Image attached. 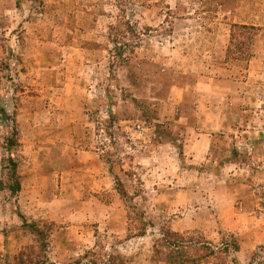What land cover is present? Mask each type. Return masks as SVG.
Instances as JSON below:
<instances>
[{
  "label": "rangeland",
  "instance_id": "1",
  "mask_svg": "<svg viewBox=\"0 0 264 264\" xmlns=\"http://www.w3.org/2000/svg\"><path fill=\"white\" fill-rule=\"evenodd\" d=\"M255 13L264 0H0V264H165L154 244L169 230L264 264V22L236 23L255 28L231 43L233 18ZM248 36L242 57L235 45L244 51ZM199 76L212 79L207 91L194 86ZM175 84L188 85L183 103L172 99ZM198 100L233 113L204 166L207 196L223 202L230 191L234 219L201 200L204 190L192 207H160L151 173L128 166L112 192V163L119 170L134 156L139 136L121 120L154 125L157 112L192 113ZM66 124L68 134L50 133ZM92 153L99 161L86 168ZM61 166L81 167V179L62 188ZM58 231L66 236L53 245Z\"/></svg>",
  "mask_w": 264,
  "mask_h": 264
},
{
  "label": "crops",
  "instance_id": "2",
  "mask_svg": "<svg viewBox=\"0 0 264 264\" xmlns=\"http://www.w3.org/2000/svg\"><path fill=\"white\" fill-rule=\"evenodd\" d=\"M255 14L257 15H251L249 18H233L231 22L255 26L262 25V22H264V15L262 13H260V15H258V13ZM225 65L228 66L229 63ZM194 86L207 91L208 88L212 86V79L206 76H199ZM187 92L188 85L175 84L172 88V99H174V103H183L185 97L188 96ZM223 93H227L226 95H228L230 91L225 90ZM228 105L227 103L226 107H228ZM195 106L197 109L192 113L183 112L173 115L167 112L160 114L157 112V116L153 118V121L156 123L154 125H147L144 122H139L135 124L133 128L129 124V120H121V123L125 124V133L129 134L134 130V132L139 133V136H137L136 140L134 139L136 141L134 142V156L124 155V163L120 166L118 165L119 170H115L116 163H112V192L115 191L113 190L114 182L120 181V172L128 166L133 169V171L134 169L138 170L140 176L144 174V177L146 176L148 178L149 173H151L153 180L150 181L146 179V182H150L152 185L151 187L155 194L157 205H160L161 202L165 203L160 205V207L168 206L170 210L174 211L179 207H192L193 201L198 198V194L196 195L195 192L198 193L204 190V193H202L203 195L201 194V200L207 203L209 199L210 204L208 203L207 205H215L217 208L221 207L220 217L222 220L228 221L230 218L233 220L237 213L234 207V196L228 191V195L223 196V202L216 200L212 195L207 196L206 188L207 186L210 187L211 184L205 182L207 169L204 166L206 163L212 162V149L214 148L215 140L218 134H222L226 129L228 119H230L233 113H231L228 108L225 110L219 109V107H215L211 103H202L201 100H198V104ZM114 109L115 104L113 103L112 112ZM115 113L114 111L112 115H115ZM68 125H62L56 130H51L50 133L66 135L69 133L67 130ZM129 135L132 136L134 134ZM57 142L60 143V140H57ZM55 144L54 142L51 147H55ZM82 156L84 158V155ZM97 157L99 156L96 155V153L88 155L87 158H84L85 160L83 159L84 166L86 168L94 167L99 161ZM78 158L81 160L79 156ZM80 170L81 167H77L74 171H67L61 166L60 171L56 175L60 177L62 188H66L65 184L69 183L71 176H73V178L76 176L75 179L79 181L81 179ZM94 173L95 176L96 171H94ZM156 175H159V177L156 178ZM158 178L162 181L166 180L165 182L167 184L163 188L156 187V185H159V182H157ZM105 180L106 178L102 177V179L97 181V188L103 189L102 186ZM182 182L187 183V185L185 186V184H182L183 186H180ZM83 189L85 188L83 187ZM86 192L87 190L81 194L82 198L88 195ZM62 194L63 189L61 190V197H63ZM120 197L121 196L118 194H114L116 202L122 198ZM113 206L114 204H112V207ZM202 207L203 206H201V208ZM188 212L190 213V210ZM249 229L251 230L253 227ZM60 236H66V231H58L56 233L54 236L56 238H53V245L56 244V239H59ZM77 236H79L78 233ZM61 248L62 244H57L55 248L56 252L60 253L58 249L61 250ZM65 255H67V251H65Z\"/></svg>",
  "mask_w": 264,
  "mask_h": 264
},
{
  "label": "trees",
  "instance_id": "3",
  "mask_svg": "<svg viewBox=\"0 0 264 264\" xmlns=\"http://www.w3.org/2000/svg\"><path fill=\"white\" fill-rule=\"evenodd\" d=\"M254 28V26L233 23L231 43L233 44V42L238 40L242 35L244 36L245 33L243 32L248 30L252 31ZM247 40H249L245 47L247 50L245 49L244 51H241L243 48V42L240 48L237 44H234L236 46V53L243 54L242 57L251 56L248 46L252 41V37L248 36ZM227 53L229 55L230 50H227ZM10 165L13 169V176L15 178V182H13L12 186H10V190L12 194H16L20 192L22 187L19 163L15 159L11 158ZM117 185L121 186L122 183L118 180ZM119 192L122 197H128L126 189L119 190ZM20 216L22 218L23 225H30L36 233H42L39 229H37L40 221L29 220L23 214H20ZM234 250L238 251V246L235 245ZM154 256L159 257V260L165 264H239L236 258L230 259L229 246L214 248L205 241L194 240L193 238H188L181 233L170 230L162 233V237L156 240L154 244Z\"/></svg>",
  "mask_w": 264,
  "mask_h": 264
}]
</instances>
